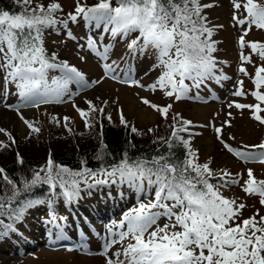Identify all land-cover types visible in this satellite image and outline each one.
Wrapping results in <instances>:
<instances>
[{
	"label": "snow or ice",
	"instance_id": "6c2138e0",
	"mask_svg": "<svg viewBox=\"0 0 264 264\" xmlns=\"http://www.w3.org/2000/svg\"><path fill=\"white\" fill-rule=\"evenodd\" d=\"M229 2L232 27L240 30L237 71L250 77L254 84V90L245 92L244 82L239 80L232 95L246 98L250 94L257 103L232 101L228 107H235L241 114L248 110L250 119L264 126V116L260 115L264 113V91H261L264 89V41L246 40L253 28L264 31V0ZM14 3L19 11L0 8V100L7 99L8 85H14V94L23 106L39 108L41 104L67 103L73 95L70 85L75 84L81 90L100 85L105 78L118 79L111 75L115 61L107 63L112 46L103 44V35L100 44L91 37L87 41L88 49L102 62L104 75L100 79L89 81L76 66L60 60L56 53L48 54L44 46L45 32L57 29L59 25L67 28L69 22L76 23L81 19L90 26L102 27L103 33L112 39H127L130 34L136 33L127 44L129 53L146 55L151 50L156 58L152 69H161L155 82L147 88L153 92L162 91L174 102L189 98L191 88H199L206 80L220 83L229 79L222 71L219 76L216 75L220 61L214 55L218 42L213 36L223 25L212 24L206 15V10L218 6L215 3H202L201 0H96L89 4L87 0H74V9L66 14V18L57 15L64 11L59 0H51L47 5L36 3L34 6L33 0H14ZM68 35L71 37L70 32ZM245 49H250L248 55L244 54ZM253 56L261 61L259 66L254 65V76L244 66L253 64ZM80 58L85 59L83 56ZM54 71L59 75L50 77V72ZM185 81H191V85ZM120 82L145 87L135 80ZM85 102L87 110L75 103L72 107L84 121L86 129L94 127L92 114L95 113L111 122V115H104V107H97L91 100ZM141 102L158 112L164 120H172L168 125L169 136L153 141L158 147L157 154L151 158H132L125 150L119 162L107 168L102 165L97 170L82 167L74 171L57 164L49 154L45 165L33 172L32 179L23 180V191L26 192L39 185L49 186L53 199L47 201L50 219L45 223L57 229L56 239L64 238L63 225L58 221L67 218L55 214L52 207L55 197L62 196L65 203H72L79 197L81 183L89 188L109 184L128 185L144 199L138 200L137 205L125 212L118 223L113 222L112 227H108L101 252L105 264H264V215L257 209L248 218H243L246 204L238 202L239 198L223 194L224 190L238 186L246 196H258L259 204L264 206V179H257L252 168L246 169L245 178L243 169L235 173L227 167L214 170L211 158L201 163L199 150L193 149L191 139L182 135H199L191 131L193 122L184 119L180 113L170 116L171 103L161 106L147 98H141ZM102 104L106 105L107 101ZM5 107L17 113L30 130L29 135L40 132L35 122L25 119L20 113V106ZM119 115L121 125L131 127L132 133H138L122 110ZM227 115L232 117L231 112ZM52 121L57 125L61 122L55 116ZM63 121V126L71 132V118L65 116ZM224 126L231 127V119L225 120ZM147 131L153 133L155 129ZM0 134L7 136V141L0 140V151L17 143L6 129L0 128ZM100 134L102 137V123ZM215 134L223 149L237 161L264 166V140L235 148L223 139V126L215 127ZM176 147H182V158L176 156L173 150ZM161 148L164 151H160ZM105 154L101 149L95 158L103 160ZM16 162L20 165L24 163L18 152ZM0 178L12 185L11 196H0V215L19 220L26 209L44 203L29 200L21 208H12V201L16 200L21 189L2 167ZM57 187L60 192H56ZM118 194L123 195V192ZM161 220L165 222L161 224ZM0 225L5 229L0 236L10 230L15 231L12 224L4 225L0 220ZM114 228L119 230L114 231ZM52 234L49 229V235ZM124 241L128 243L124 244ZM117 244L121 248L110 254ZM86 247V243L80 245L81 250Z\"/></svg>",
	"mask_w": 264,
	"mask_h": 264
},
{
	"label": "rangeland",
	"instance_id": "374dc122",
	"mask_svg": "<svg viewBox=\"0 0 264 264\" xmlns=\"http://www.w3.org/2000/svg\"><path fill=\"white\" fill-rule=\"evenodd\" d=\"M50 2L51 0H33V6L36 3L47 5ZM59 2L64 11L57 15L60 18H66V14L74 9V0H59ZM201 2L218 5L206 10V15L212 24L223 25V28L217 29L213 36V39L218 42L214 55L220 61L216 75L219 76L222 71L229 79L222 80L220 83L206 80L199 88H191L189 98L175 102L173 99L165 97L162 91L153 92L147 88L148 85L155 82L161 69H152V65L156 62L153 51L150 50L146 55L129 53L127 44L135 38L136 33L130 34L127 39L120 37L112 39L110 35L103 33L102 27L90 26L82 19L76 23L69 22L67 28L59 25L57 29H49L45 32L44 46L48 54L56 53L60 60H66L76 66L86 74L89 81L100 79L104 75V69L101 66L102 62L88 49L87 41L91 37L96 39L97 44H100V38L103 35V44L112 46L107 61L109 64L115 61L114 71L111 75L118 79L105 78L102 84L81 90H78L75 84L70 85L73 95L67 103L41 104L39 108L23 106L20 98L14 94L15 86L8 85L7 99L0 100V128L11 133L17 143L9 149L0 151V161H14L15 177L8 176L23 194L12 201V208H21L24 202L29 200L43 201L44 203L26 209L19 220L0 215V220L4 225L12 224L15 229V231L10 230L6 235L0 236V264H105L101 252L108 227H112L113 222L118 223L125 212L136 206L138 200L144 199L128 185L109 184L89 188L81 183L79 197L72 203H65L62 196L55 197V203L52 206L55 214L58 217L67 218L64 221H58L63 225L64 238L56 239L57 229L53 228L51 224L45 223L50 219L47 204L48 200L53 199L50 190L47 191L46 198L27 196L26 191H23V180H31L33 172L45 165L51 148L55 149L56 147L54 144H50L51 147L47 145V131L56 130L55 134H61L69 144L76 141V138L83 137L92 131L93 127L85 128L84 121L72 107L73 103L77 107L87 110L88 105L85 101L91 100L97 107H104L105 117L110 114L111 122L114 124H121L119 113L122 110L129 124L145 134H149L147 130L154 127L155 124L165 127L170 125L172 120L171 118L164 120L158 112L144 105L141 98H147L161 106L171 103L173 106L170 116L180 113L184 119L193 122L194 127L191 128V131L199 133L192 137H189L187 133L182 135L186 139H191L193 149L199 150L201 163L211 158V167L214 170L227 167L235 173L243 169L245 178H247L246 169L252 168L257 179H264V166L259 163L245 164L237 161L216 140L215 127L223 126V139L233 147L258 144L264 140V126H260L258 122L250 119L248 110H244L241 114V111L235 107L231 109L228 107L232 101L244 104L257 103L250 94L246 98L232 95L237 81L243 80L245 92L254 90V84L250 77L239 74L237 71L240 63V49L237 43L240 30L232 27V10L229 0H201ZM69 32L71 37L68 35ZM246 40L264 41V31L253 28ZM249 53L250 49L244 50L245 55ZM82 56L85 58L84 60H81ZM252 59L253 64L244 66L249 74L254 76L255 66H259L261 61L257 56H253ZM49 75L50 77L57 76L59 73L54 71ZM125 79L138 81L145 87L131 86L120 82ZM185 83L191 85V81H185ZM77 92L78 94H76ZM103 101H107V104H102ZM5 105L20 106V113L25 119L35 122V126L41 129L40 132L29 135L30 130L23 124L17 113L9 110ZM142 107L149 110L151 116L149 120L139 118L137 112ZM228 112L232 113L231 118L228 117ZM92 115L94 117L92 123L98 127L100 115L99 113ZM260 115L264 116V113H260ZM54 116L59 117L61 121L57 127H53L55 122L52 121V117ZM65 116L71 118L69 124L71 132L63 126V117ZM227 119H231V127L224 126V121ZM230 137H235V139ZM0 140L7 141V136L0 134ZM17 152L24 159L23 165L15 162ZM46 187L49 186L46 185ZM60 191L61 189L57 187L56 192ZM121 191L123 195L118 194ZM223 194L227 197L239 198L238 202L246 204L242 213L243 218H248L257 209L261 215H264V206L259 204L258 196H246L238 186L224 190ZM11 195L12 185L0 178V196ZM100 205L103 207H99ZM104 205H111V207L108 209ZM99 210H103L102 213H99ZM164 222L161 220L160 223ZM49 229L53 233L51 236ZM113 230L118 231L119 229L114 228ZM4 231V227L0 225V232ZM82 243L87 245L83 250L80 248ZM127 243L128 241H124V244ZM120 248V244L113 246L110 254Z\"/></svg>",
	"mask_w": 264,
	"mask_h": 264
},
{
	"label": "trees",
	"instance_id": "16d2710c",
	"mask_svg": "<svg viewBox=\"0 0 264 264\" xmlns=\"http://www.w3.org/2000/svg\"><path fill=\"white\" fill-rule=\"evenodd\" d=\"M89 4L95 3L96 0H87ZM0 8L10 11H19L18 6L14 3V0H0ZM98 127L94 126L92 131L86 133L83 137L76 138L72 144L66 143L61 134H55L56 130L47 131L48 139L47 145L54 144L55 149L51 148V158L60 165L69 167L72 170H80L82 167L91 168L93 170L99 169L102 165L109 167L113 163L119 162L121 154L127 150L129 156L136 158L138 156H147L151 158L152 155L157 154V144L153 141L158 137H168L170 134V128L168 126H161L155 124V131L153 133L145 134L138 131V133H132L131 128H125L121 124H114L109 122L106 118H99ZM101 123L103 124V136L101 137ZM57 127L56 123L53 127ZM51 133V134H50ZM103 141V143H101ZM106 145V148L104 147ZM134 145L135 147H133ZM51 147V146H50ZM106 153L103 160L96 159V155L99 151ZM178 158H182L184 151L182 147H176L173 149ZM160 151H164L161 148ZM33 155V154H32ZM27 159H30L26 157ZM81 161H86L82 164ZM16 162V161H15ZM1 167L6 170L7 175L15 177L14 173V161L1 160ZM49 187L46 185H39L31 189V191L25 192L27 196L46 198ZM21 194V195H20ZM19 196L23 194L20 193Z\"/></svg>",
	"mask_w": 264,
	"mask_h": 264
},
{
	"label": "bare ground",
	"instance_id": "6f19581e",
	"mask_svg": "<svg viewBox=\"0 0 264 264\" xmlns=\"http://www.w3.org/2000/svg\"><path fill=\"white\" fill-rule=\"evenodd\" d=\"M137 114L139 115V118L142 119V120H145V119H150V115H149V110L146 109V108H141L138 110ZM106 208L110 209L111 205H104ZM99 207H103L102 205H100ZM99 209V208H98ZM103 210H99V213H102Z\"/></svg>",
	"mask_w": 264,
	"mask_h": 264
}]
</instances>
